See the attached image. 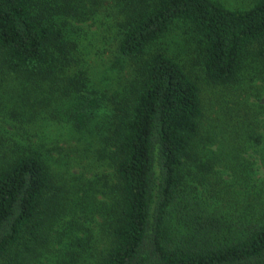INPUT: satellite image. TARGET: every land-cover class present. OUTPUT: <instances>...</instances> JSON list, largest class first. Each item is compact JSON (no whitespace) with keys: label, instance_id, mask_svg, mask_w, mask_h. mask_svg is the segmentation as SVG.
<instances>
[{"label":"trees","instance_id":"trees-1","mask_svg":"<svg viewBox=\"0 0 264 264\" xmlns=\"http://www.w3.org/2000/svg\"><path fill=\"white\" fill-rule=\"evenodd\" d=\"M178 21L212 84L264 79V0H0V264H264V202L229 216L199 78L157 45ZM109 33L127 71L81 81Z\"/></svg>","mask_w":264,"mask_h":264},{"label":"rangeland","instance_id":"rangeland-1","mask_svg":"<svg viewBox=\"0 0 264 264\" xmlns=\"http://www.w3.org/2000/svg\"><path fill=\"white\" fill-rule=\"evenodd\" d=\"M219 1L229 8L243 9L256 2V0ZM76 25L83 26L81 27L82 32L99 34L98 25L94 26L92 21ZM113 34L115 33L113 32ZM113 34L109 33L108 38L101 39V41H98L100 37L95 40L94 49L88 52L87 62L85 61V66L82 68L87 72L83 74L81 81L92 76L93 82L99 80V83L100 79H103L109 80L113 84H119L128 66L127 62L118 55V42ZM157 45L160 50L191 66L194 72L196 71L195 77L199 78L204 107L202 130L209 143L205 148L204 158L210 157L212 161H218L215 164L214 173H212L214 175L210 176L213 190L221 184L225 186L231 184L233 196L226 193L223 195L229 216H233L231 212L238 213L250 202H252L250 208H254L252 210L256 211L262 208L264 204H261L264 202V79H255L254 77V80H251L250 73L247 72L248 68H246L239 82L240 87H235L234 84H212L205 75L199 37L191 25L183 21L172 25ZM249 71L252 72V69ZM95 113L98 112L95 111ZM246 121L250 122L245 128L242 124ZM251 122L256 127L251 125ZM257 137H260V140ZM244 164H246V170L244 169L245 173H241L240 168L243 169L242 165ZM75 166L72 168L74 173L84 170L82 166ZM249 167L253 168L250 174H248ZM234 172L237 174L234 175ZM190 179L191 177L188 178V180ZM189 183H191V187H198L200 192L197 195L200 199L205 197L201 192L208 194L207 189L211 185L199 183L196 176ZM206 198L211 200L207 196ZM223 198L220 197V199Z\"/></svg>","mask_w":264,"mask_h":264}]
</instances>
